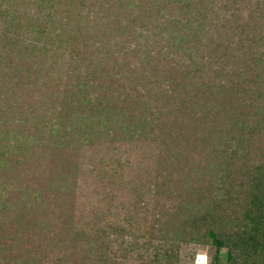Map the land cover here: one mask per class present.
Listing matches in <instances>:
<instances>
[{"label":"rangeland","instance_id":"374dc122","mask_svg":"<svg viewBox=\"0 0 264 264\" xmlns=\"http://www.w3.org/2000/svg\"><path fill=\"white\" fill-rule=\"evenodd\" d=\"M181 3L174 4V13L192 9L202 23L197 20L194 24L200 29L192 39L198 38V42L182 48L186 50L185 65L180 67L193 72L185 75V81L201 87L209 80L230 85L235 81L233 73L246 66V58L253 61L259 56L264 65V0ZM233 14L240 19V26L225 40V26ZM147 19H127L130 28L122 34L124 38L139 34L143 41H163V36H158L160 31L151 30ZM142 20L148 26H139ZM174 33L173 51L179 56L175 53L173 58L183 63ZM173 58L166 57L170 61ZM259 66L255 69L264 80V70ZM199 68L201 71L196 72ZM168 83L163 84L170 90ZM238 94L245 98L252 95L248 103L261 101L254 92ZM16 99L8 96V100ZM42 109L44 112L46 105ZM129 117L122 136L125 139L117 142L111 130V135L101 140L103 152L97 147L91 149L81 136L72 151L68 147L56 150L61 155L56 158L58 166L50 183L43 172L46 164L37 173L27 171L33 165H29L33 155L40 153L39 144L46 143V130L59 127L57 119L45 114L39 127L26 125L24 129L22 123L16 126V119L7 122L4 128L18 132H9L4 141L5 133L0 135V161L8 168L0 167V264H196L199 254H205L210 263L218 253L209 235L211 229L228 244L221 249L223 263L264 264V227L258 229L262 230L258 233L261 244L256 240L255 245L250 236L253 226L262 227L261 219L256 218L264 207L259 189L264 168L259 171L256 164L246 165L241 156L235 159V146L227 131L222 139L211 137L207 145L196 150L193 141L204 134L192 132L193 138L182 140L183 146L173 142L171 150L160 158L162 151H153L160 136L150 134L151 123L143 129L139 120ZM40 130L38 139L36 131ZM70 155L77 159L75 166L68 167ZM37 158L39 161L41 156ZM258 162V167L264 165V159L258 158ZM55 191L63 196H55ZM255 194L258 196L253 198ZM194 207L197 212L192 211ZM248 240L255 247H250Z\"/></svg>","mask_w":264,"mask_h":264},{"label":"trees","instance_id":"16d2710c","mask_svg":"<svg viewBox=\"0 0 264 264\" xmlns=\"http://www.w3.org/2000/svg\"><path fill=\"white\" fill-rule=\"evenodd\" d=\"M182 1L0 0V135L5 133L1 140L16 131V128H4L14 119L16 126L18 122L24 124L23 129L26 125L37 128L46 114L57 119L59 126L46 130V143L39 144L40 153L33 155L29 163L33 165L27 173H37L46 164L43 171L46 180L54 182L56 158L61 155L56 150L68 147L70 152L76 148L73 146L80 136L89 141L91 149L102 150L101 140L111 135V130L115 133L112 138L119 142L126 133L128 115L139 120L143 129L151 123L150 134L160 136L159 145L153 148L162 151L158 154L160 158L171 150L173 142L183 146L193 138L192 132L204 134L197 138L199 141H193L196 150L207 145L211 137L222 139L227 131L229 139L234 141L233 157L241 156L248 166L256 164L259 171L264 168V165L258 167L261 164L258 158L264 159V80L255 69L260 65L259 70H264L262 58L243 60L246 66L233 73L235 81L230 85L223 80L207 79L209 83L201 87L197 82L185 81V75L193 72L180 67L186 55L182 48L184 44L198 42V38L192 39L200 29L194 24L197 20L202 23L192 9L174 13L177 9L174 4L181 5ZM143 16L150 20L151 30L160 31L158 36L162 35L163 41H143L139 34L133 39L124 38L122 34L130 28L126 20L139 21ZM145 20L138 25L148 26ZM228 21L225 40L232 35L233 28L238 31L240 26L236 14ZM174 31L183 63L173 58ZM123 38L125 41H121ZM224 46L229 48L227 44ZM165 56L173 59L170 61ZM200 71L201 68L196 69ZM169 81L170 90L163 84ZM239 92H254L261 101L248 103L253 96L245 98ZM9 95L17 99L8 100ZM45 105L46 110L41 112ZM147 111L152 120L144 117ZM68 125L72 126L71 131L67 130ZM41 132L36 131L38 139ZM121 144L124 147V142ZM39 155L41 159L36 161ZM70 156L68 167L75 166L77 159L76 155ZM0 167L8 170L2 161ZM259 189L264 197V182ZM54 194L63 196L57 191ZM192 211L197 209L194 207ZM259 211L256 220L261 219L262 227L253 226V234L250 233L255 245L256 240L261 244L258 233L262 230L258 229L264 227V207ZM209 235L218 253L215 261L208 263L225 264L220 259L221 249L228 244L217 231L211 229ZM246 243L254 246L249 240Z\"/></svg>","mask_w":264,"mask_h":264},{"label":"built area","instance_id":"2783aa9c","mask_svg":"<svg viewBox=\"0 0 264 264\" xmlns=\"http://www.w3.org/2000/svg\"><path fill=\"white\" fill-rule=\"evenodd\" d=\"M204 257V258H202ZM196 264H209L208 263V258L206 257L205 254H199L196 259Z\"/></svg>","mask_w":264,"mask_h":264}]
</instances>
